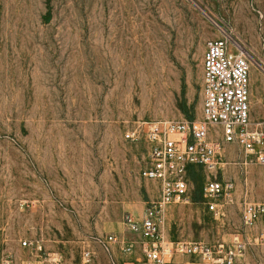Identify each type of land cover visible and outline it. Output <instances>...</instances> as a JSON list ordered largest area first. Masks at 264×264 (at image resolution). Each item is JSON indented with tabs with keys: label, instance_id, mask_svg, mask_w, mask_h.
I'll return each mask as SVG.
<instances>
[{
	"label": "rangeland",
	"instance_id": "1",
	"mask_svg": "<svg viewBox=\"0 0 264 264\" xmlns=\"http://www.w3.org/2000/svg\"><path fill=\"white\" fill-rule=\"evenodd\" d=\"M216 25L249 58L263 96L260 117L251 95V121L264 126V0H0V264L124 256L136 242L126 215L157 195L141 178L148 144L125 135L144 121L202 118L203 49L221 38ZM226 160L218 179L235 184L232 203L214 217L208 173L193 171L192 204L164 217L172 240L244 233L243 196L264 203L262 173L237 145ZM110 235L119 244L107 254ZM239 264H264V246Z\"/></svg>",
	"mask_w": 264,
	"mask_h": 264
},
{
	"label": "built area",
	"instance_id": "2",
	"mask_svg": "<svg viewBox=\"0 0 264 264\" xmlns=\"http://www.w3.org/2000/svg\"><path fill=\"white\" fill-rule=\"evenodd\" d=\"M216 26L221 38L209 40L203 55L202 118L144 121L142 130L125 135L131 142L143 137L148 144L141 178L156 185L157 195L146 201L142 217L126 215L136 242L124 243L123 252L132 255L139 244L141 259L120 263L113 258L112 264H239L250 247L264 246V203L248 201V193L241 207L244 233L234 235L228 243L176 241L162 228L169 207L192 204L191 174L200 169L208 173L204 186L207 207L214 217L223 216L222 200L232 203L235 190L233 182L218 179L227 167L228 145L242 149L244 165L255 159L264 185V126L251 121L250 61L231 36ZM114 244H119L115 235L102 242L107 254H112ZM23 246L31 244L24 242ZM83 258L90 263L93 253L87 251Z\"/></svg>",
	"mask_w": 264,
	"mask_h": 264
},
{
	"label": "crops",
	"instance_id": "3",
	"mask_svg": "<svg viewBox=\"0 0 264 264\" xmlns=\"http://www.w3.org/2000/svg\"><path fill=\"white\" fill-rule=\"evenodd\" d=\"M203 51L205 52L204 49H203ZM251 95H252V106L254 108V111L256 113H258V115L261 117L262 113L259 112V106H260L259 103H261V98L263 96H262L261 89L258 86L257 79L253 80ZM260 171H261V169H260ZM245 193H248V195H249L248 191H245ZM243 198H244V196H243ZM143 212H144V210H143ZM142 215H143V213L139 216H136V217H142ZM132 236L133 237L130 240L135 239L133 234H132ZM140 259H141V249H140L139 244H137L135 247V252L132 255H127L124 253V256L122 258H118L117 260L120 263H124V262H135V263H137Z\"/></svg>",
	"mask_w": 264,
	"mask_h": 264
},
{
	"label": "bare ground",
	"instance_id": "4",
	"mask_svg": "<svg viewBox=\"0 0 264 264\" xmlns=\"http://www.w3.org/2000/svg\"><path fill=\"white\" fill-rule=\"evenodd\" d=\"M171 207H172V206H171ZM171 207H169L168 210H169ZM168 210H167V212H168ZM167 212L165 213V215L167 214ZM164 217H165V216H164ZM164 225H165V219H163V221H162V227H164Z\"/></svg>",
	"mask_w": 264,
	"mask_h": 264
}]
</instances>
